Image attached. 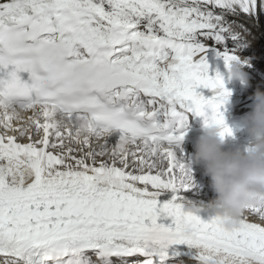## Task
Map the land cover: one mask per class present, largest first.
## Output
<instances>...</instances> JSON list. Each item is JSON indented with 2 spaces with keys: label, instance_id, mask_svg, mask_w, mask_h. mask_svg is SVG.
Wrapping results in <instances>:
<instances>
[{
  "label": "snow or ice",
  "instance_id": "1",
  "mask_svg": "<svg viewBox=\"0 0 264 264\" xmlns=\"http://www.w3.org/2000/svg\"><path fill=\"white\" fill-rule=\"evenodd\" d=\"M262 21L264 0H0V264H264V207L202 219L175 152L190 114L234 135L209 60Z\"/></svg>",
  "mask_w": 264,
  "mask_h": 264
},
{
  "label": "clouds",
  "instance_id": "2",
  "mask_svg": "<svg viewBox=\"0 0 264 264\" xmlns=\"http://www.w3.org/2000/svg\"><path fill=\"white\" fill-rule=\"evenodd\" d=\"M246 65L247 62L236 59L230 61L226 69L232 79H239L245 87L249 84L248 73L244 70ZM249 98L252 110L242 118V128L249 137L247 148L225 150L230 136L222 137L220 127L215 124L205 126L203 122L195 150L184 164L185 183L189 188L195 186L193 166L202 167L215 194L204 208L210 217L224 219L229 227L231 220L238 219L248 208L264 207V90L257 87ZM226 99L228 102L230 97ZM189 210L200 209L192 205Z\"/></svg>",
  "mask_w": 264,
  "mask_h": 264
},
{
  "label": "rangeland",
  "instance_id": "3",
  "mask_svg": "<svg viewBox=\"0 0 264 264\" xmlns=\"http://www.w3.org/2000/svg\"><path fill=\"white\" fill-rule=\"evenodd\" d=\"M211 68L214 70H218L220 69V72H224L225 74V87L231 91L232 95L230 96V99L232 103V105H229L228 107L225 106V108L222 109V111L224 112V116L226 117L229 112H231V117L230 119H227V125L229 127H231L232 129H234L233 133H234V138L233 137H229V141L231 142H235V143H239L241 146V144H245L244 146H248V142L247 140H244L245 142L241 141V137L240 134H247V131L245 129L242 128V118L245 116L246 113H249L251 110H249V108L252 109V106L250 105H244V103H240V99H244V102L247 100L251 101V99L249 98L254 91L256 90L257 87H260L261 90H264V85H261L259 83V80L261 78L263 84H264V78L263 77H258L257 75L251 73V75H249L248 73V86L245 87L242 82L239 79H233V81H231L229 79V74L227 73V70L225 69L224 65H223V61L221 59H210L209 61ZM250 78V79H249ZM252 79V81H251ZM237 80V81H236ZM206 92L211 93L210 90H206ZM212 94V93H211ZM252 102V101H251ZM239 107V108H238ZM112 143L114 144L115 141H112ZM232 144V143H230ZM230 144H226L225 145V150H232V149H228L227 145ZM234 145V144H232ZM178 160L182 163V164H186L188 163L187 159L185 157H183V155L181 154H177L176 155ZM191 156V155H190ZM192 172H193V176H194V180H195V186L192 188H188L187 190H181L180 194L184 195V196H193L196 194H204L208 199H212L214 197V193L210 188V179L205 176L203 174V169L200 166H193L192 168ZM210 196V197H209ZM188 263L187 261L184 262L183 264Z\"/></svg>",
  "mask_w": 264,
  "mask_h": 264
},
{
  "label": "bare ground",
  "instance_id": "4",
  "mask_svg": "<svg viewBox=\"0 0 264 264\" xmlns=\"http://www.w3.org/2000/svg\"><path fill=\"white\" fill-rule=\"evenodd\" d=\"M252 33H253V35L251 37H249V42H248L247 47L243 48L240 51L239 56H240L242 61H244V60L247 61V65H246L244 70L246 72H248L249 75H251V73H253V74L257 75L259 78L260 77L264 78V21L261 22V25H260L259 28H253ZM210 59H214L215 60L217 58L213 55ZM218 70L220 71V69H218ZM221 74L223 76H225L224 72H222ZM229 79L231 81H233V79L230 76H229ZM262 80L260 78L259 83L261 85H264ZM251 81H252V79H251ZM198 91H200V90L198 89ZM203 94L206 95V96H210L211 95V93L206 92V90H203ZM240 101H241L240 103H242V104L244 103V105L252 106V102L251 101L247 100V102L246 101L244 102V99H240ZM232 103L233 102H231V100H229L226 103L225 106L228 107L229 105H232ZM225 106L223 108H225ZM230 114H231V112H229V114L225 117V121L226 122H227V119H230V117H231ZM194 124L197 125V123H194ZM201 134H202V132L199 134V136ZM242 138H243V140H247V139L249 140V137H248L247 134L242 136ZM235 145H237V144H234V145L230 144V145H227V146H228V149H232V150H236L237 148H242V150H245L247 148L244 145L234 147ZM184 147L185 146L182 144V146L180 147V150H182ZM188 198H190V197H188ZM200 198L208 199L204 194L200 195ZM197 199L200 200L198 198V196H197ZM212 199H214V197ZM252 218H254V217H252ZM184 247L186 248V246H184ZM182 260H183V263L186 262V259H182ZM188 264H197V263L188 262Z\"/></svg>",
  "mask_w": 264,
  "mask_h": 264
}]
</instances>
